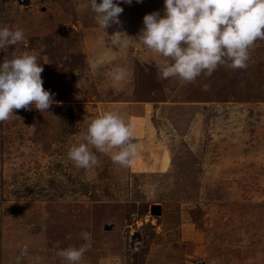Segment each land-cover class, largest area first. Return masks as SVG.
Listing matches in <instances>:
<instances>
[{"label":"rangeland","instance_id":"374dc122","mask_svg":"<svg viewBox=\"0 0 264 264\" xmlns=\"http://www.w3.org/2000/svg\"><path fill=\"white\" fill-rule=\"evenodd\" d=\"M113 2L121 23L106 30L90 0L0 3V26L25 33L0 62L36 54L60 102L0 123V264L24 246L21 264H68L58 252L88 243L85 231L80 264H264V40L246 69L159 79L160 57L115 33L137 38L164 0ZM117 67L129 77L121 86ZM124 107L139 146L131 165L96 152L98 167H75L67 152L90 120Z\"/></svg>","mask_w":264,"mask_h":264},{"label":"clouds","instance_id":"9594fccd","mask_svg":"<svg viewBox=\"0 0 264 264\" xmlns=\"http://www.w3.org/2000/svg\"><path fill=\"white\" fill-rule=\"evenodd\" d=\"M123 2L131 4L132 0ZM90 6L96 23L104 30L121 23L123 8L113 0H90ZM163 11V16L159 11L144 15V27L137 38L115 33L123 34L125 45L138 39L160 57L156 61L159 79L175 78L183 84L194 82L202 73L211 75L221 66L246 69L256 41L264 40V0H164ZM24 38L19 26H0V50ZM98 67L91 64L94 73ZM43 70L34 53L14 54L0 62V123L10 120L14 110L34 107L43 113L60 103L44 89ZM110 75L117 86L129 80L126 69L121 67L114 68ZM134 139L131 122L117 112H104L90 120L80 133L81 142L69 148L67 158L75 167L90 171L100 164L96 155L99 152L108 155L113 163L128 167L139 151ZM81 236L88 243L58 252L68 264H80L90 247V233L85 231ZM27 251V246L21 249L16 264H21Z\"/></svg>","mask_w":264,"mask_h":264},{"label":"crops","instance_id":"0c3cea01","mask_svg":"<svg viewBox=\"0 0 264 264\" xmlns=\"http://www.w3.org/2000/svg\"><path fill=\"white\" fill-rule=\"evenodd\" d=\"M3 0H0V3L2 2ZM109 111H113V112H117V113H119L123 118L125 117V120L127 121V122H130V117H132V114L131 113H129V115L128 116H125V113L127 114V112H128V109L126 108L125 109V107H124V109L122 108H109ZM123 112H125V113H123ZM135 118V117H134ZM139 121V120H138ZM135 132V131H134ZM136 132H139V130H136ZM148 132H150V131H148ZM150 134V133H149ZM149 134H146V133H143V135H149ZM136 137H137V135H136ZM138 139H140V138H138ZM136 141V140H135ZM164 160H166V157L164 158ZM165 162V161H164Z\"/></svg>","mask_w":264,"mask_h":264},{"label":"water","instance_id":"95a60500","mask_svg":"<svg viewBox=\"0 0 264 264\" xmlns=\"http://www.w3.org/2000/svg\"><path fill=\"white\" fill-rule=\"evenodd\" d=\"M161 209L162 208H161V206L159 204L158 205H154L153 209H152V211H153L152 213L153 214H161Z\"/></svg>","mask_w":264,"mask_h":264},{"label":"built area","instance_id":"2783aa9c","mask_svg":"<svg viewBox=\"0 0 264 264\" xmlns=\"http://www.w3.org/2000/svg\"><path fill=\"white\" fill-rule=\"evenodd\" d=\"M19 1L24 2V0H19Z\"/></svg>","mask_w":264,"mask_h":264}]
</instances>
